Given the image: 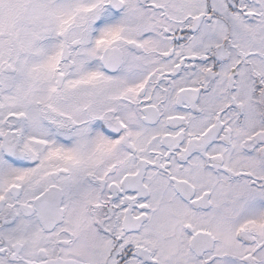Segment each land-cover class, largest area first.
Masks as SVG:
<instances>
[{"label":"snow or ice","instance_id":"1","mask_svg":"<svg viewBox=\"0 0 264 264\" xmlns=\"http://www.w3.org/2000/svg\"><path fill=\"white\" fill-rule=\"evenodd\" d=\"M0 264H264V0H0Z\"/></svg>","mask_w":264,"mask_h":264}]
</instances>
